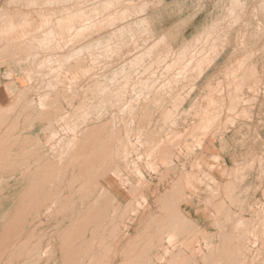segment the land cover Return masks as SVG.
Returning <instances> with one entry per match:
<instances>
[{"label": "rangeland", "instance_id": "rangeland-1", "mask_svg": "<svg viewBox=\"0 0 264 264\" xmlns=\"http://www.w3.org/2000/svg\"><path fill=\"white\" fill-rule=\"evenodd\" d=\"M0 110V150L23 157L0 170L5 209L23 187L33 195L0 250L24 229L35 242L0 264H30L38 243L50 259L74 226L71 264L90 262L99 241L111 259L100 263L119 261L137 230L152 240L139 241L137 264L167 251L185 264H264V203L251 200L264 196V140L253 155L238 145L264 134V0H0ZM228 132L229 167L205 148Z\"/></svg>", "mask_w": 264, "mask_h": 264}, {"label": "bare ground", "instance_id": "bare-ground-1", "mask_svg": "<svg viewBox=\"0 0 264 264\" xmlns=\"http://www.w3.org/2000/svg\"><path fill=\"white\" fill-rule=\"evenodd\" d=\"M77 15V14H76ZM69 21V20H68ZM61 26V25H60ZM7 27V28H6ZM74 27V26H73ZM72 27V28H73ZM78 27V26H77ZM13 28H14V24L13 23H9L8 22V24L6 25V26H4V28H3V33L5 34V32L6 33H8L7 31L8 30H13ZM17 28V27H16ZM58 28H60V27H58ZM62 28V27H61ZM68 28V27H67ZM71 27L69 26V29H70ZM74 28H76V27H74ZM8 29V30H7ZM15 29V28H14ZM51 32L52 31H50V35H51ZM54 32H56V31H54ZM77 32V31H76ZM80 32V31H79ZM57 33V32H56ZM55 33V34H56ZM54 34V35H55ZM52 35H53V33H52ZM51 36H49L48 38H50ZM22 38V37H21ZM52 38V37H51ZM51 38H50V41H51ZM14 39H15V37H14ZM19 39H20V37H19ZM47 39V38H46ZM45 39V40H46ZM16 40H17V38H16ZM16 40H15V42H16ZM47 40H49V39H47ZM63 40V39H62ZM13 41V40H12ZM20 41V40H19ZM22 41H24V40H22ZM8 42H9V40H8ZM67 42V41H66ZM20 43V42H19ZM63 43H65V42H63ZM43 44H45V43H43ZM48 44V43H47ZM55 44V43H54ZM67 44V43H66ZM65 44V45H66ZM21 45V44H20ZM48 46H50V43H49V45ZM50 47H52V46H50ZM48 48V47H47ZM203 48V47H202ZM28 49V48H27ZM201 50V49H200ZM26 51V50H25ZM51 66V65H50ZM142 91V90H141ZM14 105V104H13ZM13 107V106H12ZM13 109V108H12ZM11 109V110H12ZM1 111V110H0ZM4 113V112H3ZM11 113V112H10ZM1 117V116H0ZM73 127L74 126H72V129H73ZM6 136H7V134H6ZM47 136V135H46ZM5 137V136H4ZM8 137V136H7ZM7 137H6V139H7ZM48 140V139H47ZM47 140H46V142H47ZM4 141V139H2V140H0V144H2V142ZM51 142H53V141H50V143ZM91 143V142H90ZM53 144V143H52ZM46 145H48V144H46ZM51 144H49V146H50ZM90 147H91V145H90ZM85 148H86V146H85ZM89 148V147H88ZM95 149V148H94ZM106 149V148H105ZM104 149V150H105ZM86 150V149H85ZM89 150V149H88ZM108 151V150H107ZM86 152H88V151H86ZM101 152V151H100ZM85 153V152H84ZM102 153H105V151L104 152H102ZM19 154V151L14 155V154H10V153H7V152H4V151H2V150H0V170H3V169H5L6 167H7V165H10V164H14L15 163V160H17V159H21V158H23L22 156H20V155H18ZM32 154V153H31ZM76 154V153H75ZM95 154V153H94ZM101 155V154H100ZM104 155V154H103ZM103 155H102V158H103ZM33 156V155H32ZM94 156V155H93ZM92 156V157H93ZM106 156H108V155H106ZM101 158V159H102ZM105 158V157H104ZM107 159V158H106ZM87 160H89V159H87ZM101 162H103V160L101 161ZM88 163V162H87ZM91 163V162H90ZM98 163V162H97ZM107 163V162H106ZM99 165V164H98ZM106 166H107V164H106ZM99 167V166H98ZM107 171V170H106ZM70 184H72V183H70ZM176 188H177V186H176V184H170L169 185V187H168V189L166 190V192H165V195L164 196H171L173 193H175V190H176ZM29 192H32V191H29V190H27V189H25V187H23V190H22V192L20 193V194H18L17 196H15V195H13V196H11V198H12V201H11V203L13 202L14 203V205H15V207H14V209L12 210L11 209V206H12V204H11V206H10V208H7V209H5V207H8V205H6V204H4L5 203V201H7V200H4L5 198H7V197H9L10 198V194L12 193H8V194H2L1 192H0V226H2L5 222H7V229H8V231H6V229L4 230V231H2V232H0L1 234H0V240H4V239H8V238H10L9 237V235H11L12 234V232L15 230V232H20V229H19V227H18V225H20V222H21V220L23 221V220H25V217L27 216V211H28V208H29V206L27 205V202H29L30 200H31V198L33 197V195H30L29 196ZM59 194H60V192H59ZM56 196V195H55ZM47 199V198H46ZM4 202V203H3ZM95 204H98V201H96L95 202ZM96 207V206H95ZM93 208L94 210L96 209V208ZM65 208V207H64ZM89 209V208H88ZM104 209V208H103ZM61 210H63V209H61ZM65 210V209H64ZM46 212H48V211H46ZM88 212H91L90 210L88 211ZM45 213V212H44ZM92 213V212H91ZM90 213V214H91ZM89 214V213H88ZM90 214H89V216H90ZM60 215V214H59ZM35 216V215H34ZM92 216V215H91ZM88 218V217H87ZM6 219H7V221H6ZM156 219V218H155ZM154 219V220H155ZM159 221H161V223H162V225L164 224V225H166V224H168V215L167 214H162V215H160L159 216ZM84 220V219H83ZM90 220V219H89ZM94 220V219H93ZM78 221H80V220H78ZM32 222V221H31ZM62 222V221H61ZM60 222V223H61ZM74 223V222H73ZM72 223V224H73ZM85 223H87V222H85V221H80L79 222V224H81V227L83 226V224L85 225ZM112 223V222H111ZM110 224V223H109ZM37 225V224H36ZM75 225V224H74ZM86 225H92V228H96V227H103L102 225V223H94V221L92 222V223H87ZM159 225H160V223H159ZM35 227V226H34ZM73 227V225L71 226V225H69V228H72ZM85 227H87V226H85ZM2 228V227H1ZM5 228V226H3V229ZM10 228V229H9ZM113 228H114V226H113ZM167 229H168V225H167V227H166ZM34 229V228H33ZM26 230V229H21V231L23 230V232L25 233V238H23L22 239V241H20V243H10L9 245H10V248L9 247H5V248H3L2 250H0L1 252H0V257H2V256H7V255H9V257L10 258H8V259H15L17 256H20L21 254H23L24 253V256H26V254H28V251H26V248L28 247H30V245H32V244H35V242L34 241H32V237H33V235H32V232H34V230ZM76 229H78V230H76ZM81 228H77L76 226H74V229H70V230H68L67 231V233L66 234H64V235H62V240H63V242H62V246H59L58 248L55 246V245H51V249H53V252H52V256L50 257V259H47V258H45V259H43L44 258V256H42L46 251V249L45 250H43V248H41V247H39V243L38 244H36V246H35V248L36 249H34V251H35V253L33 254V255H35V254H37V255H35V259L34 260H32L33 262H29L30 264L31 263H35L36 262V264L37 263H39V262H41L42 264H50V262L52 261V264H71V260L73 259V257H75L76 255H77V253H78V251H79V244H78V246L77 245H73V242H74V240L76 239L75 237L76 236H80L82 233H83V231L84 230H80ZM115 229V228H114ZM113 229V230H114ZM66 230H67V227H66V229H65V231L64 232H66ZM159 230V229H158ZM164 230V229H163ZM162 230V231H163ZM92 231H94V229L92 230ZM31 232V233H30ZM142 234V231L141 230H137V231H134L131 235H129L128 237H126V239L124 240V242H123V244H124V246H125V249H123V250H121V251H119L118 253H116V254H114L113 256V259H115V258H118V257H120V260L119 261H113V263H110V264H137L135 261H136V259H138V258H140L142 255H143V250L145 249H143L142 251H138L140 248H143V247H139V245H140V240L142 241V242H144V245H145V247L147 246L146 244H151L152 245V240H149L147 243H146V241H147V239H143L140 235ZM109 235V234H108ZM112 235V234H111ZM125 235V234H124ZM91 236V235H90ZM107 238V237H106ZM156 238V237H155ZM169 238V237H168ZM81 240H82V238H80ZM115 239V238H114ZM157 239H159V237H157ZM156 239V241L157 242H155V245H156V243H158L160 240H157ZM40 240H41V238L39 237V242H40ZM168 240V239H167ZM169 240H171L170 238H169ZM169 240H168V242H169ZM6 241V240H5ZM47 241V240H46ZM65 241V242H64ZM83 241V243L85 244V246H89V245H91L90 246V249H92L93 248V238L92 239H90L89 240V242H85L84 240H82ZM96 241V239H94V242ZM106 241V240H105ZM164 241H165V239H164ZM80 242V240L78 241V243ZM171 242V241H170ZM169 242V243H170ZM47 243V242H46ZM49 243V242H48ZM47 243V244H48ZM101 245V248H100V245ZM99 244L95 247V252H96V254L94 255V258L93 257H91L90 258V262H88L87 264H93V260H94V262L95 263H97V264H101L100 263V260H101V258H99L100 256H102V257H104L105 259H107V260H109V261H111V259L109 258V254L107 253V255L105 254V253H103V251H102V248H103V244L99 241ZM32 246H34V245H32ZM19 248V249H15V248ZM147 247H149V246H147ZM164 247V246H163ZM12 248H14V249H12ZM248 246L247 245H245V244H241V245H236L235 246V249H236V251H239L240 253H239V255H243V256H246L247 255V251H248ZM23 249H25L24 251H23ZM107 249V248H106ZM166 249V248H165ZM164 249V250H165ZM93 250V249H92ZM21 251H23V253H21ZM102 251V252H101ZM167 251V250H166ZM163 252V251H162ZM48 253V252H47ZM162 256L160 257V258H163L164 260L166 259L167 261L165 262L163 259V261L164 262H162V260L161 259H159V262H158V264L160 263V261L162 262V263H160V264H185V261H184V259H177V257L180 255V254H172V253H169L168 251L167 252H163L162 254H161ZM32 257H34V256H32ZM49 258V257H48ZM159 258V257H158ZM170 258H171V260H170ZM0 259H2V258H0ZM8 259H3V262H4V264H6V261L8 260ZM18 259V258H17ZM33 259V258H32ZM103 259V258H102ZM31 260V259H30ZM170 260V261H169ZM8 262V261H7ZM26 262V261H25ZM105 264V263H104Z\"/></svg>", "mask_w": 264, "mask_h": 264}, {"label": "crops", "instance_id": "crops-1", "mask_svg": "<svg viewBox=\"0 0 264 264\" xmlns=\"http://www.w3.org/2000/svg\"><path fill=\"white\" fill-rule=\"evenodd\" d=\"M261 115H262V113L261 114H256L255 116L258 118ZM257 118H254V120H256L254 122H256V123H253L252 126L258 128L259 123H260V121H258V120H260V119H257ZM241 136H242V138L239 139L241 141V143L238 144V145H241L242 147H245V146L248 145L249 152L252 155L255 152L256 153L259 152V145H262V141L264 140V134L263 133L261 135V132H259V130H257L256 133H253V134L249 133V136L248 135H245L244 133H242ZM233 137L234 136H232V133H229L228 132V133H226L223 136V138H222L223 141H219L218 143L216 141L211 142V143H209L207 141V143L205 144V148H211L212 147V149H217V150L219 149L220 151L217 152V153L222 158L223 164L226 165V166H228V167L231 165L230 163H232L234 161V157H233L234 151H232V146L234 144L233 141H232V138ZM246 137H248L247 140H249V141H246L245 140ZM222 147L224 148V151L221 149ZM251 159L253 160L254 158H251ZM251 177H252V179H251V186L253 187L255 185V182L259 186L258 180L256 181L255 174L253 172H251ZM257 177H258V174H257ZM261 186L264 189V179L261 180ZM154 199H153V201H154ZM255 199H257L261 203H264V196L263 195H259L258 193L251 194V200L253 201ZM194 202H195V199H194V197H192V200L190 201V203H185V204L183 203L181 205L182 206L181 209L183 208L184 212L189 217L192 216V215L193 216L195 215ZM192 211H193V213H192Z\"/></svg>", "mask_w": 264, "mask_h": 264}]
</instances>
